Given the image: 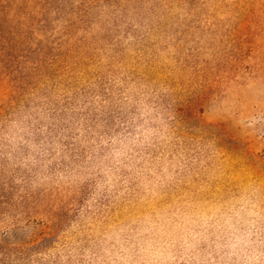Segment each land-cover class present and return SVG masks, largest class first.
Returning <instances> with one entry per match:
<instances>
[{
    "label": "rangeland",
    "instance_id": "374dc122",
    "mask_svg": "<svg viewBox=\"0 0 264 264\" xmlns=\"http://www.w3.org/2000/svg\"><path fill=\"white\" fill-rule=\"evenodd\" d=\"M4 240L264 264V0H0Z\"/></svg>",
    "mask_w": 264,
    "mask_h": 264
},
{
    "label": "trees",
    "instance_id": "16d2710c",
    "mask_svg": "<svg viewBox=\"0 0 264 264\" xmlns=\"http://www.w3.org/2000/svg\"><path fill=\"white\" fill-rule=\"evenodd\" d=\"M12 244L7 240L0 243V264H21L25 260L26 247Z\"/></svg>",
    "mask_w": 264,
    "mask_h": 264
}]
</instances>
